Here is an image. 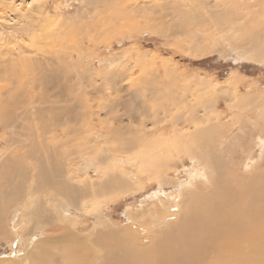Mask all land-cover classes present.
Masks as SVG:
<instances>
[{
    "label": "rangeland",
    "instance_id": "374dc122",
    "mask_svg": "<svg viewBox=\"0 0 264 264\" xmlns=\"http://www.w3.org/2000/svg\"><path fill=\"white\" fill-rule=\"evenodd\" d=\"M98 14L101 30L94 34L92 25ZM263 18L264 0H248V4L246 0H0V119L8 118L0 124V155L18 152L15 165L23 173L24 165H36V160H49L53 154L50 159L54 162H47L59 170L58 180L75 188L77 181L68 176L84 167L79 177L89 175L92 184L87 191L92 190L93 184L117 176V160L122 155L124 167L130 169L133 161L128 159L139 154L138 146H131L120 155V136L139 138L134 131L140 127L139 120L146 123L148 127L143 126L148 132L162 124L171 128L172 122L161 123V104L186 100V91L198 88L193 83H211L204 98L219 114L218 144L213 142V148L206 151L197 144L179 143L180 159L173 148L161 159L146 149L138 156L140 169L131 171L132 178L123 187L106 188L99 197H88L85 212L72 207L79 237L92 239L97 229L113 235L108 242L121 241L125 249H149L169 229L166 224L179 221L193 184L196 194L211 189L214 173L207 188L192 176L193 164L201 166L200 170L203 166L215 168L201 157L203 153L213 151V157L226 169L230 163L241 178L264 172V120L262 125L256 124L264 100ZM228 25H238V32L231 34ZM45 26L49 27L46 34L42 31ZM48 76H55L56 81ZM50 88L59 90L54 93ZM200 92H194L197 100L202 98ZM180 109L169 117L185 112L182 106ZM94 126V137L89 139ZM204 127L200 123V129ZM164 136H169L167 129ZM219 146L223 152H217ZM192 158L198 161L192 163ZM2 185L0 179V195ZM170 198L176 202L171 204ZM40 238L36 237L37 242ZM63 243L59 242L62 247ZM22 247L10 238L0 239V264L14 263V253ZM56 247L51 246V251Z\"/></svg>",
    "mask_w": 264,
    "mask_h": 264
},
{
    "label": "bare ground",
    "instance_id": "6f19581e",
    "mask_svg": "<svg viewBox=\"0 0 264 264\" xmlns=\"http://www.w3.org/2000/svg\"><path fill=\"white\" fill-rule=\"evenodd\" d=\"M87 4L90 5V1L87 2ZM246 4H248V0H246ZM243 6L246 7L244 4ZM116 18L117 19L115 20L118 22V14L116 15ZM247 20L248 21L246 22L245 19V22L248 24L250 19ZM100 21L101 17L98 14L92 25V30H95L94 34L99 32L100 25L98 24ZM252 24L253 23H250V25ZM47 26L42 29L45 34L49 31L47 29L50 25L49 27ZM237 26L233 27L232 25L231 27L228 25L227 29H230L231 34H235L234 31H237ZM88 28L91 29L90 25ZM151 30H153V28ZM82 57L83 56L81 55V58ZM25 58L23 59L24 61ZM29 60L31 61V59ZM30 61H28V63ZM28 63L26 62V64ZM48 77H51L52 80L55 76L53 78L52 76ZM54 81L56 80L54 79ZM193 84L198 86V88H189L186 91V93H188V95L186 94L187 101L181 100L180 102L178 99L177 101L172 99L169 100V103L163 102L161 104L162 109L159 113L161 123L172 122L171 128L162 124L161 127L155 126L151 132H148L146 131V128L148 127L146 123L139 120L138 122L141 128L139 127L138 130H134L139 133V138H136L137 136L134 137L133 134L127 138L123 136L118 138L119 140L117 144L119 145L118 152H120V155L124 154L125 148L129 149L131 146H138L139 154H135L128 159L130 162L133 161L130 169L124 167L125 162L122 163V161L125 160V157L122 155V157L117 160L119 170L116 172L117 176L113 177L111 180L107 179L102 184H93L92 190L87 191L88 184L89 186L92 184L90 183L91 180L89 179V175L84 173L82 179L79 177V174H82L84 167L82 168V171H72L68 176V180L77 181L76 183L78 184L75 188L66 184L63 179L58 180L59 170H53L50 166L52 163L49 164L47 162H54V160L50 159L54 157L53 154H51L52 157L48 158L49 160H45L47 157L42 159V156L39 155V158H41L39 160H41V162L36 160V165H31L32 163L24 165V172H26L28 176L24 175V172H21L22 170L19 171V168L15 165L16 162L14 156L18 154V152H13L9 155H6V152L1 154L0 158H2L4 154L6 157L4 156L2 159L3 161H0V179L4 180V185H2L4 191L0 195V239L10 238L15 243H18L19 245L22 244L23 246L22 250H19L16 255L14 253L16 260L12 264H264V172L258 171L259 173L254 176L241 178L230 163L226 169L224 164L217 159L216 155L213 157V151L211 153L205 152L203 153L204 156L201 157L207 158L211 165L214 163L213 166H215V168L209 166L204 168L203 166L202 170H200L201 166L199 168L194 164L192 166L193 178L195 180H200L202 185L206 188L208 185H211L209 176L214 173L213 176L215 179L212 183L213 185L211 189H209V192L196 194L195 190L197 185L193 184L192 191L187 192V204L186 207L182 209V215L179 221L175 224H166L169 229L161 234V237L158 236L159 238L151 244L149 249H134L131 246H128V248L125 249L121 241L116 240L108 242L109 238L114 237L113 235H103L96 231L97 229H95L96 232L93 231L92 234H94V236L92 239L89 237L86 238V236H83L84 238H82L78 235L79 233L76 227L77 220L72 207L76 208V210L79 209L80 211L85 212L87 208L84 203L88 197L97 198L106 188L115 189L123 187L126 181L128 182L131 180V171L134 169H140L138 163H142V161L138 160V156H141L146 149L147 153L153 156L156 155V158L161 159L168 154L166 151H170L173 148L176 151L178 158L182 153L179 150V143H187V145L190 144L191 147L192 145L197 144L196 147H198V149L200 148V150H202V148H206V151L207 149H210L209 147L213 148V142L218 144V131H220L219 114L215 113V109V111L213 110L212 106L214 104L212 105L208 98H204L211 90V83L196 82ZM53 88L50 89L52 90ZM57 88H59V85ZM56 90L59 89L52 91L55 93ZM198 90H202V92L199 93L202 98L199 100H197L198 97L195 98L194 96V92ZM47 91L48 90L46 89V93H48ZM52 91L51 93H53ZM230 97L231 99H234V94L230 95ZM166 100L168 99H165L164 101ZM226 100H229V98L227 97ZM30 103H32V101ZM166 106H170L168 107V110ZM181 106L185 112H183V114L181 112L182 115L179 114L180 116L170 118L168 114H176ZM260 106L262 108L260 111V120L258 119L259 122L258 120L256 121L257 126L262 125L261 119L264 120V100H262ZM77 107L78 106H76L75 110H77ZM67 108L69 107L67 106ZM73 108L74 107H72V109ZM196 108H199V110ZM181 110L182 109H180V111ZM67 111L68 109H66V112ZM80 111L79 114L81 115ZM188 112L189 114H194V116H188ZM200 112L202 114H200ZM76 115H74V117H76ZM153 117L157 121V116L154 115ZM5 121H8L7 117H5V119H0V124ZM200 123L205 126L204 129H200ZM143 125L147 127L144 128ZM63 126L64 125L61 127ZM166 129L169 131L167 139V135L164 136V131H166ZM50 130H48V132H50ZM95 131L96 128L94 126L91 128L89 139L94 137L93 132ZM68 134L66 135L68 136ZM59 138H61V136ZM52 139L56 138L52 137ZM14 144L16 143H13L12 145ZM37 148L41 149L38 146ZM134 150L137 151L136 149ZM33 151L34 150H32V153L28 152V156H32ZM51 151L52 150H50V152ZM220 151L223 152V148L219 146L217 152L219 153ZM126 155L128 156L131 154L126 153ZM196 161H198L197 158L191 159L192 163H196ZM209 163L207 165H210ZM218 166L221 167V170H219L221 173L218 171ZM107 168L110 170L111 167ZM141 169H144V167H141ZM110 171L113 170L111 169ZM84 179L87 180L84 181ZM159 187H161V185H159ZM89 192L91 193L89 194ZM170 200H172L171 204L176 202V199L173 200L170 198ZM77 203H79V206ZM94 204H97V202H94ZM96 221H100L98 216L96 217ZM101 224L102 223L99 222V225ZM37 236H41L39 239L40 242H37ZM61 241H64L63 245L65 246L62 247L59 244ZM56 244L58 246V248L56 247V251H51L50 247ZM46 247L50 249L47 253L44 251Z\"/></svg>",
    "mask_w": 264,
    "mask_h": 264
}]
</instances>
